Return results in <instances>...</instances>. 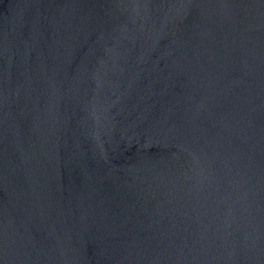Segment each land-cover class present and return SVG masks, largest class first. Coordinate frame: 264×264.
Here are the masks:
<instances>
[{"label": "water", "instance_id": "obj_1", "mask_svg": "<svg viewBox=\"0 0 264 264\" xmlns=\"http://www.w3.org/2000/svg\"><path fill=\"white\" fill-rule=\"evenodd\" d=\"M0 264H264V0H0Z\"/></svg>", "mask_w": 264, "mask_h": 264}]
</instances>
